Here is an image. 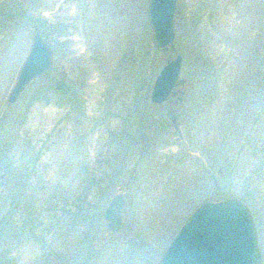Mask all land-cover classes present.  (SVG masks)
<instances>
[{
  "label": "rangeland",
  "instance_id": "obj_1",
  "mask_svg": "<svg viewBox=\"0 0 264 264\" xmlns=\"http://www.w3.org/2000/svg\"><path fill=\"white\" fill-rule=\"evenodd\" d=\"M174 21L158 47L149 0H0V264H158L196 205L228 195L264 264V0H176ZM36 32L53 68L9 101ZM177 54L182 98L153 102Z\"/></svg>",
  "mask_w": 264,
  "mask_h": 264
},
{
  "label": "water",
  "instance_id": "obj_2",
  "mask_svg": "<svg viewBox=\"0 0 264 264\" xmlns=\"http://www.w3.org/2000/svg\"><path fill=\"white\" fill-rule=\"evenodd\" d=\"M176 0H149V17L155 44L166 47L175 35ZM180 54L167 61L156 74L150 98L162 102L169 93L182 98L184 85L180 77ZM54 54L50 44L36 32L16 72L8 92L15 101L35 78L53 68ZM264 87V71L259 76ZM180 93V94H179ZM124 196L121 191L110 198L103 216L113 232L122 225ZM158 264H262L257 231L248 204L238 196L204 199L196 205L168 241Z\"/></svg>",
  "mask_w": 264,
  "mask_h": 264
},
{
  "label": "flooded vegetation",
  "instance_id": "obj_3",
  "mask_svg": "<svg viewBox=\"0 0 264 264\" xmlns=\"http://www.w3.org/2000/svg\"><path fill=\"white\" fill-rule=\"evenodd\" d=\"M179 88V87H178Z\"/></svg>",
  "mask_w": 264,
  "mask_h": 264
}]
</instances>
